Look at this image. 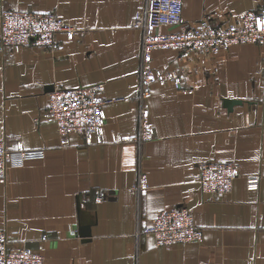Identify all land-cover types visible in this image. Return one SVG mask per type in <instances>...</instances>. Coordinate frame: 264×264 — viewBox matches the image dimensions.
<instances>
[{"label": "crops", "instance_id": "crops-1", "mask_svg": "<svg viewBox=\"0 0 264 264\" xmlns=\"http://www.w3.org/2000/svg\"><path fill=\"white\" fill-rule=\"evenodd\" d=\"M187 25L233 23L262 0H181ZM145 0H0L1 9L55 12L77 29L55 48L0 52V141L44 156L11 168L0 182V230L44 264H264V43L233 44L217 56L156 50L152 68L177 71L181 86L141 88V32L133 19ZM162 27L160 32L175 31ZM104 84L103 144L78 134L62 145L46 119L56 88ZM225 100H235L231 109ZM150 111L155 136L137 137ZM241 176L224 196L198 183L203 162H230ZM140 173L149 188L133 192ZM256 179L257 188L249 180ZM186 207L201 242L158 246L139 232L163 210Z\"/></svg>", "mask_w": 264, "mask_h": 264}, {"label": "built area", "instance_id": "built-area-1", "mask_svg": "<svg viewBox=\"0 0 264 264\" xmlns=\"http://www.w3.org/2000/svg\"><path fill=\"white\" fill-rule=\"evenodd\" d=\"M175 31L160 32L164 27ZM132 27L141 32V88L148 95L155 82H169L179 88L181 77L177 71L166 74L152 68L156 50L179 52L183 58L195 54L217 56L233 44L264 43V0L257 10L239 16L233 23L214 24L204 18L187 25L183 20L181 0H145V6L136 14ZM64 33L73 39L76 27L60 18L55 12H33L17 9L0 10V52L7 49L18 51L26 46L55 48V36ZM104 84L56 88L48 100L46 119L55 123L62 145H68V136L78 134L87 144H103L106 124L105 107L111 101L103 96ZM155 128L150 111L142 105L138 113V134L131 139L113 136V142H147L154 138ZM44 156L43 150H27L0 141V182L5 183L9 169L22 167L26 161ZM198 183L204 192L224 196L232 191L240 174V166L230 162H203L198 166ZM252 188L258 187L254 178L249 180ZM149 188L146 174L140 173L132 187L133 192ZM139 235L153 236L158 246L201 242L203 232L197 227L192 212L186 207H175L157 214L153 224ZM42 254L26 247L15 248L8 235L0 230V264H44Z\"/></svg>", "mask_w": 264, "mask_h": 264}, {"label": "water", "instance_id": "water-1", "mask_svg": "<svg viewBox=\"0 0 264 264\" xmlns=\"http://www.w3.org/2000/svg\"><path fill=\"white\" fill-rule=\"evenodd\" d=\"M236 103H238V101H235V100H225V106L228 109H231V107L233 106V104H236Z\"/></svg>", "mask_w": 264, "mask_h": 264}]
</instances>
